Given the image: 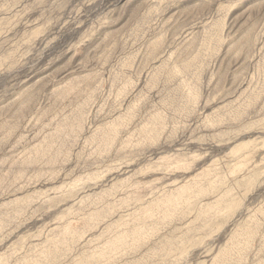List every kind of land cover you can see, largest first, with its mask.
<instances>
[{
	"label": "rangeland",
	"instance_id": "rangeland-1",
	"mask_svg": "<svg viewBox=\"0 0 264 264\" xmlns=\"http://www.w3.org/2000/svg\"><path fill=\"white\" fill-rule=\"evenodd\" d=\"M0 264H264V0H0Z\"/></svg>",
	"mask_w": 264,
	"mask_h": 264
}]
</instances>
